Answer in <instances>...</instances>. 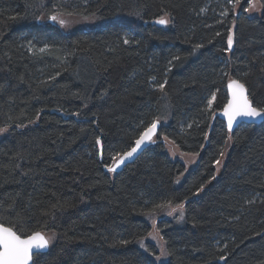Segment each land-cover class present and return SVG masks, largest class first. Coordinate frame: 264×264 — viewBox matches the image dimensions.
I'll return each mask as SVG.
<instances>
[{
  "label": "trees",
  "instance_id": "obj_1",
  "mask_svg": "<svg viewBox=\"0 0 264 264\" xmlns=\"http://www.w3.org/2000/svg\"><path fill=\"white\" fill-rule=\"evenodd\" d=\"M257 1L0 0V225L53 236L33 264H264V120L218 118L230 80L264 108Z\"/></svg>",
  "mask_w": 264,
  "mask_h": 264
},
{
  "label": "snow or ice",
  "instance_id": "obj_2",
  "mask_svg": "<svg viewBox=\"0 0 264 264\" xmlns=\"http://www.w3.org/2000/svg\"><path fill=\"white\" fill-rule=\"evenodd\" d=\"M235 2L239 3L240 0H235ZM247 2L249 3V9H251L255 6L256 0H247ZM262 7H264V5H262ZM51 19L55 20L56 17L52 16ZM156 22L159 24L167 23L164 19H160ZM61 23H63V21H61ZM124 42L128 43L127 40ZM232 44L233 36L230 33L228 36L229 49H231ZM160 87L162 89L164 86L160 85ZM228 90L229 100L225 105L223 114L227 117L228 128L230 131L232 130L233 123L237 117H245L251 120L264 118V108H257L252 105L246 95V89L243 83H240L237 80H231L228 84ZM214 99L215 94L213 93L212 99H209L208 101L209 107H211ZM156 127L157 124L153 121V123L140 135V138L135 141V147L130 151L124 152L122 155L117 154L118 158L117 156H114V164L112 167L108 168V171H115L125 159L136 153L141 144L147 140H151ZM96 143L100 144L101 142L97 139ZM221 155H223V152H221ZM217 163H219V161H217ZM178 207L182 208L183 205H178ZM182 215L183 213H181V216ZM48 243L49 241L39 231L33 232L31 235L27 236V238L22 239L12 228L0 225V264H29L33 255V249H45L48 247ZM220 259H224V257L222 256Z\"/></svg>",
  "mask_w": 264,
  "mask_h": 264
},
{
  "label": "rangeland",
  "instance_id": "obj_3",
  "mask_svg": "<svg viewBox=\"0 0 264 264\" xmlns=\"http://www.w3.org/2000/svg\"><path fill=\"white\" fill-rule=\"evenodd\" d=\"M247 9H249V3H248ZM238 10H239V6H238ZM260 13H261V7L257 0L253 8L246 10V15L249 18L258 16L260 15ZM61 21H63V23H61ZM54 22L59 28H61L65 32H71V31L81 29V28L82 29L89 28L97 24V21L94 19L89 20V19H80L76 17H64V16H56V19L54 20ZM4 134L5 132H0V138ZM165 148H166L167 154L172 160H179L185 165L186 171H188L189 168L193 167L195 165V162L197 161V156L193 157V156L182 154L176 146H174L172 143H169L168 141H166ZM222 165H223V160L217 164V167L220 168ZM45 237L49 241V245H51L54 241L53 236L45 235ZM149 240L157 242L156 244H158L159 246V243H158L159 233L155 231L154 229H152L149 235Z\"/></svg>",
  "mask_w": 264,
  "mask_h": 264
},
{
  "label": "water",
  "instance_id": "obj_4",
  "mask_svg": "<svg viewBox=\"0 0 264 264\" xmlns=\"http://www.w3.org/2000/svg\"><path fill=\"white\" fill-rule=\"evenodd\" d=\"M50 22H51V20H50ZM158 24H159V23H158ZM159 25H162V24H159ZM230 81H231V80H230ZM230 81H228V82L226 83V87H225L226 97H227L226 104L228 103V100H229L228 84H229ZM245 89H246V88H245ZM246 95L248 96L247 90H246ZM226 104H225V105H226ZM224 108H225V106H224ZM224 108H223V110L218 114V118H219V120H221V121L224 123V125H225V127H226V130L229 131V132H233V131L236 130V128L239 127L240 125H259V124H261V123L263 122V120H264V118H256L255 120H251V119H248V118H245V117H237L236 120H235L234 123H233V128H232V130L230 131L229 128H228L227 117L224 116V114H223V113H224ZM156 124H157V127H156V130H155V132L153 133V135H152V137H151V140L155 137V135H156L157 132H158L159 124H158L157 122H156ZM139 138H140V137H139ZM139 138H138V139H139ZM151 140H147V141H145L143 144H141V146L137 149L136 153H134L131 157L125 159V161H124L122 164H120V166L117 167V168H120V167L125 166V165H129V164L135 162V160L141 155V153L144 151V149H145L146 146L148 145L149 141H151ZM135 146H136V145H135V143H134V146H133V147H135ZM133 147H132V148H133ZM132 148H131V149H132ZM131 149H130V150H131ZM130 150H129V151H130ZM44 237H45V236H44ZM45 238H46V237H45ZM22 239H23V238H22ZM49 247H50V245H49V243H48V247L45 248V249H33V255H32L31 260L29 261V264H33V258H34L36 255H40V254H45V253H47V251L49 250Z\"/></svg>",
  "mask_w": 264,
  "mask_h": 264
}]
</instances>
